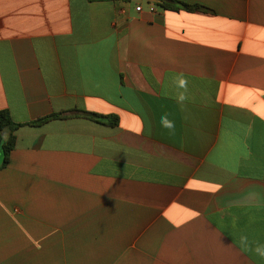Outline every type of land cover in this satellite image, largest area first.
<instances>
[{
    "label": "crops",
    "instance_id": "1",
    "mask_svg": "<svg viewBox=\"0 0 264 264\" xmlns=\"http://www.w3.org/2000/svg\"><path fill=\"white\" fill-rule=\"evenodd\" d=\"M178 1L0 0V111L119 118L15 132L0 264H264V0Z\"/></svg>",
    "mask_w": 264,
    "mask_h": 264
},
{
    "label": "trees",
    "instance_id": "2",
    "mask_svg": "<svg viewBox=\"0 0 264 264\" xmlns=\"http://www.w3.org/2000/svg\"><path fill=\"white\" fill-rule=\"evenodd\" d=\"M91 1H112V0H91ZM164 10L172 11H188L193 12L198 10L199 6H192L178 0H159L157 3ZM70 118H84L93 122L107 125L117 126L119 124V118L117 116H104L92 112L86 111H75L70 115L66 113H54L45 117H41L33 122L21 124L13 121L11 114L8 110L0 111V149L3 151L2 166L5 167L10 162L11 152L14 150L16 145L15 132L24 125L40 127L48 122L61 119Z\"/></svg>",
    "mask_w": 264,
    "mask_h": 264
},
{
    "label": "clouds",
    "instance_id": "3",
    "mask_svg": "<svg viewBox=\"0 0 264 264\" xmlns=\"http://www.w3.org/2000/svg\"><path fill=\"white\" fill-rule=\"evenodd\" d=\"M176 83H177V86L179 88L186 89L188 82L183 77V75H180L176 78ZM185 99H186V97H185L184 93L181 92L178 94V96H177L178 102H183ZM161 123L164 127L169 128V129H171L174 126L173 123L171 121H169L166 116L161 118ZM261 254L264 255V253H261Z\"/></svg>",
    "mask_w": 264,
    "mask_h": 264
},
{
    "label": "rangeland",
    "instance_id": "4",
    "mask_svg": "<svg viewBox=\"0 0 264 264\" xmlns=\"http://www.w3.org/2000/svg\"><path fill=\"white\" fill-rule=\"evenodd\" d=\"M0 161H3V151L0 149Z\"/></svg>",
    "mask_w": 264,
    "mask_h": 264
}]
</instances>
